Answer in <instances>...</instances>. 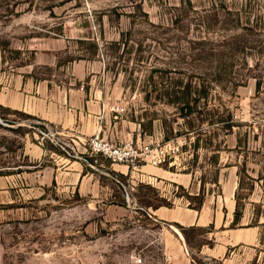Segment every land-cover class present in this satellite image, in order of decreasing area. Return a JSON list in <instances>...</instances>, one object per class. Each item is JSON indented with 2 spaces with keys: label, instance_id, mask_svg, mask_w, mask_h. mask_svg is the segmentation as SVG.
<instances>
[{
  "label": "rangeland",
  "instance_id": "rangeland-1",
  "mask_svg": "<svg viewBox=\"0 0 264 264\" xmlns=\"http://www.w3.org/2000/svg\"><path fill=\"white\" fill-rule=\"evenodd\" d=\"M0 95L74 114L0 117V264H264V0H0Z\"/></svg>",
  "mask_w": 264,
  "mask_h": 264
},
{
  "label": "built area",
  "instance_id": "built-area-1",
  "mask_svg": "<svg viewBox=\"0 0 264 264\" xmlns=\"http://www.w3.org/2000/svg\"><path fill=\"white\" fill-rule=\"evenodd\" d=\"M87 143L94 161L103 157L113 164L121 163L132 169H137L146 162L159 165L166 156L164 148L159 145L154 148L151 144L135 142L133 139L114 141L100 133L91 136ZM135 260L142 261L141 258Z\"/></svg>",
  "mask_w": 264,
  "mask_h": 264
},
{
  "label": "trees",
  "instance_id": "trees-1",
  "mask_svg": "<svg viewBox=\"0 0 264 264\" xmlns=\"http://www.w3.org/2000/svg\"><path fill=\"white\" fill-rule=\"evenodd\" d=\"M5 110H12V112L21 114V115H23L25 117L36 118L34 115H31V114L26 113L24 111H21V110H18V109H11L8 106H4V105L0 104V117L5 122H8V123H13V120L12 119H9L6 116ZM182 110H184L183 116H187V115H189V114H191L193 112L192 108L189 106L188 103H186L184 105V107H182ZM189 198H193V197H189ZM144 203H146L147 206H152L154 209L159 208L161 206L172 207L174 205V203L172 201H168L164 197H161L159 203L154 204V205L151 204V203H149V202H147V201L144 202ZM202 203H203V200L201 199L196 205H193L192 207L195 208V209H199L201 207ZM242 217H243V213H242L241 210H239V207L237 206L235 208V211H234V218H233V220L231 222V225L233 226V225L239 223V221H241ZM181 228H182L184 237L186 239V242L188 243V245H191L192 242H191V239H190V236H189L188 232L189 231H193V230L198 229V228L200 229V228H205V227L204 226H198V225H190V226H181ZM203 245H205V243H202V246Z\"/></svg>",
  "mask_w": 264,
  "mask_h": 264
},
{
  "label": "crops",
  "instance_id": "crops-1",
  "mask_svg": "<svg viewBox=\"0 0 264 264\" xmlns=\"http://www.w3.org/2000/svg\"><path fill=\"white\" fill-rule=\"evenodd\" d=\"M3 98L4 97L0 95V99L2 100V102L0 104L10 107L11 106L10 103ZM15 109L21 110L19 108H15ZM24 112H26V111H24ZM26 113H28V111ZM29 114H32L34 116H38V117L42 118V120H45V121L50 122V123L53 122V123L60 124L61 126H63V128L69 126L72 123V120L74 118V114H72L71 112L66 110V107H64L63 105L60 107L59 106L54 107L53 104L52 105L45 104V105H41V106H35L31 110H29ZM161 208H162V206L159 208H156V209L162 210ZM234 211H235V209H234ZM233 218H234V216H233ZM233 218H232V220H233ZM192 225H195V224H192ZM188 226H190V225H188ZM198 226H202V225H198ZM203 252H205V251H203ZM208 254L213 255L212 253H208Z\"/></svg>",
  "mask_w": 264,
  "mask_h": 264
}]
</instances>
